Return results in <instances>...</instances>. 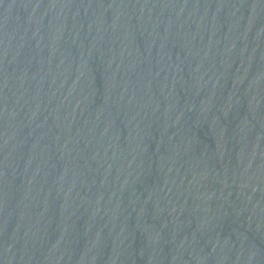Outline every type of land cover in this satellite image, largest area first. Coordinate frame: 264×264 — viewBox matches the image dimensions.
Returning a JSON list of instances; mask_svg holds the SVG:
<instances>
[{
	"label": "water",
	"instance_id": "obj_1",
	"mask_svg": "<svg viewBox=\"0 0 264 264\" xmlns=\"http://www.w3.org/2000/svg\"><path fill=\"white\" fill-rule=\"evenodd\" d=\"M0 264H264V0H0Z\"/></svg>",
	"mask_w": 264,
	"mask_h": 264
}]
</instances>
